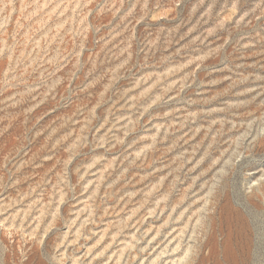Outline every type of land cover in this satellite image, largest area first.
Listing matches in <instances>:
<instances>
[{
  "label": "rangeland",
  "instance_id": "1",
  "mask_svg": "<svg viewBox=\"0 0 264 264\" xmlns=\"http://www.w3.org/2000/svg\"><path fill=\"white\" fill-rule=\"evenodd\" d=\"M0 264H264V0H0Z\"/></svg>",
  "mask_w": 264,
  "mask_h": 264
}]
</instances>
